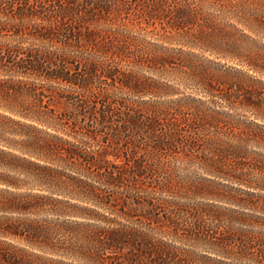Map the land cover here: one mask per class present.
I'll list each match as a JSON object with an SVG mask.
<instances>
[{"label":"rangeland","instance_id":"rangeland-1","mask_svg":"<svg viewBox=\"0 0 264 264\" xmlns=\"http://www.w3.org/2000/svg\"><path fill=\"white\" fill-rule=\"evenodd\" d=\"M0 9L23 13L0 19L1 41L92 71L94 87L59 83L64 95L45 98L48 130L69 155L29 156L18 144L27 135L0 123L13 151L54 168L49 183L32 165L19 174L26 208L3 212L39 233L0 239L41 264H264V0H0ZM154 102L175 105L168 120L133 116ZM133 230L149 248L131 244Z\"/></svg>","mask_w":264,"mask_h":264},{"label":"trees","instance_id":"trees-1","mask_svg":"<svg viewBox=\"0 0 264 264\" xmlns=\"http://www.w3.org/2000/svg\"><path fill=\"white\" fill-rule=\"evenodd\" d=\"M10 12L12 13H6L0 9V19L7 16L9 18H20L23 14L20 9L19 11L12 10ZM3 26L4 22L0 21V28ZM65 63L64 59L57 58L52 53L25 47L20 41L0 40V106L11 113L20 114L46 125L45 128H41L31 122L15 119L9 114L0 112V123L4 131L20 136L27 135L28 139L22 140L18 144L22 151L29 156L53 159L52 156L62 150H65L69 155L68 149L54 140L57 135L48 130V127L54 128L50 119L54 110L47 104L46 99L52 98L51 96L54 94L64 95L59 90V83L79 85L86 92H91L94 87L92 84V71L90 73L88 71L85 75L73 73L69 71ZM22 77H30L31 80L26 81ZM35 79L40 81L36 82ZM182 105L178 104L177 108ZM174 106H170L166 102H154L150 103L145 109L135 111L133 116L144 124L146 122H153L154 124V122L161 121L164 116L168 120L171 108ZM99 114L101 118L106 116L102 111H99ZM4 131L0 133V234L21 236L25 234L24 230L29 231L31 229L34 230L33 234L39 233L37 231L42 229V225L35 226L28 221H18L15 224L9 221L10 218L3 212L26 208V205L21 203L20 199L25 193L17 190L23 185L19 174H29L32 166L31 169L35 167L36 172L44 169L51 176L47 181L49 183L52 180L50 172H54V168L30 160L13 151L12 149H17V140L5 135ZM166 141L169 143V139ZM162 142L164 141L162 140ZM37 150L45 151L46 155L39 153ZM131 234L136 236V238H129L133 246L138 249L149 248L150 238L144 232L141 231L136 234L133 230ZM106 245L110 248L117 247L114 243H107ZM41 257L25 248L14 246L10 241L0 239V264H41L39 263Z\"/></svg>","mask_w":264,"mask_h":264}]
</instances>
